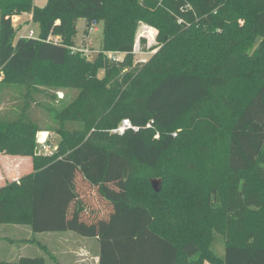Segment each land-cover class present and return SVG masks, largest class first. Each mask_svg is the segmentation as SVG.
I'll list each match as a JSON object with an SVG mask.
<instances>
[{"label":"trees","instance_id":"16d2710c","mask_svg":"<svg viewBox=\"0 0 264 264\" xmlns=\"http://www.w3.org/2000/svg\"><path fill=\"white\" fill-rule=\"evenodd\" d=\"M22 13L38 23L36 38L16 37L11 19ZM78 19L103 23L94 60L70 49ZM139 21L171 41L132 66ZM0 85L76 88L54 118L79 126L58 128V147L45 156L28 95L15 119L0 117V155L32 162L31 172L0 186V224L92 236L98 264H264V0H0ZM124 119L136 130L113 133ZM190 160L206 178L165 192L161 178L180 174L165 177L160 164L182 173ZM74 174L103 196L111 175L121 179L108 224L95 213L85 223L82 205L71 209ZM214 233L224 238L223 258L210 248ZM51 259L0 264H59Z\"/></svg>","mask_w":264,"mask_h":264},{"label":"rangeland","instance_id":"374dc122","mask_svg":"<svg viewBox=\"0 0 264 264\" xmlns=\"http://www.w3.org/2000/svg\"><path fill=\"white\" fill-rule=\"evenodd\" d=\"M151 10L154 11V9ZM23 14L25 13L20 15ZM20 15H12V23H14L13 28L15 31H17L16 35L20 33L25 36L30 30H32L35 34L34 38H36L39 33L38 23L33 22L32 19L28 18V16H23V18H20L19 21H16V16L18 18ZM181 23H183V20L178 21V24ZM233 24L243 27L245 25V19L243 17H236L233 21ZM159 34L160 31L155 26L144 21L138 22L134 30L132 66H139L141 63L149 61V59L154 54L158 53V51H160L171 41V39L167 37L163 41L159 40ZM50 39L54 40L52 37H50ZM102 39V22H92L88 24L84 19H78L75 21V31L70 38V49L72 52L80 51L84 55H87L89 60H94L102 47ZM260 41L261 39L259 38L254 42L253 46L249 49V56H251L258 48ZM109 54H111L113 57H118L114 60L116 63L123 59L121 54L116 55L114 52H110ZM109 54L108 58L110 59ZM204 65L207 67V62H205ZM129 68L131 67H127L125 71ZM98 75L99 77H102L103 71H99ZM231 75H233L232 69ZM77 92L78 90L76 88H50L39 86L36 88V90H32L28 93L24 86L0 85V117L15 119L21 109H23L25 104H27L25 97L28 95V97H26V99L29 98L27 116L31 122L36 124L39 129L38 133H40V136L36 138L37 152L40 155L46 156L49 154H47L44 146H50L53 151H55L58 147L60 141V137L56 133L58 128L73 130L79 127L76 123L63 124L54 118L55 111H59L71 103L72 100L77 96ZM41 136L43 138H40ZM3 156L4 158L7 157L6 154H3L0 155V158ZM24 158H29L32 166L31 158ZM7 159L9 158H6V160ZM4 161L5 160H0V185L6 180L5 177L7 166L2 164ZM193 162V160H190L188 162L189 166L182 173H180L178 170H171L168 168V163L160 164L158 171L160 174L163 173L165 177L166 172L172 173L173 171H177L178 175L180 174V178L179 176H170V179H164L163 177L161 178L164 181L165 192H168L170 195H172L177 191L175 188L180 183L182 186L183 183L187 182L188 184V181H192L194 178L198 180H203L206 178L208 173L206 169L199 167V165L197 167L193 166ZM2 171L5 172L2 174ZM1 174L4 176V179L1 178ZM72 178H74L76 183L78 199L77 201L71 203V209L76 210L82 205L86 209V212L83 214V217L81 214L85 210L80 213V218L85 223H88L87 219L92 218L94 215L93 213H95L96 217H99V221H102L103 224H108L109 220H111V218H113L115 215V207L113 205L112 198H116L122 193L121 179L117 175H111L104 186L105 195L103 196L99 193V189L97 187L89 186L81 179L78 174H74ZM63 233L55 232L39 234L33 233L28 225L0 224V261L13 262L18 260L21 256H25L44 257L48 263H51L53 262V259H51L53 256L52 253H54L55 250L60 249L61 251L58 252V256L53 257L55 261L58 263L60 262L61 264H71L72 262L69 256L71 255L70 251L81 247H87L88 249L91 248L85 243L81 244L82 240L80 238H78V242H76V236L71 238L70 236H63ZM66 233H69L67 235L71 234L70 232ZM76 235H78V237L81 236L79 234ZM81 237L94 238L92 236ZM90 243H94L96 246L95 239H91ZM210 248L216 257L223 258L224 238L220 234L214 233ZM64 252L68 254L64 255ZM77 256L79 259H81L79 254H77ZM87 264H89V262ZM203 264L210 263L204 261Z\"/></svg>","mask_w":264,"mask_h":264},{"label":"crops","instance_id":"0c3cea01","mask_svg":"<svg viewBox=\"0 0 264 264\" xmlns=\"http://www.w3.org/2000/svg\"><path fill=\"white\" fill-rule=\"evenodd\" d=\"M48 0H33V3L35 6L38 7H43ZM23 16H28L29 19H32L31 15L29 14H23L16 16V21H19L20 18H23ZM14 25V23H12V26ZM24 37L23 34L18 33L16 35V37ZM38 136H40V133L37 134L36 138H38ZM40 138H43L42 136ZM6 158H9L6 160ZM4 158V156L2 158H0V160H5L2 164H4V166L6 167V180L9 181H17L19 179V177H21L24 174H27L29 172H31V163H30V159L29 158H24V157H11L8 156ZM28 162V163H27ZM27 164V165H26ZM4 168V167H3ZM5 171H2V174ZM1 174V175H2ZM4 179V176L2 175V177ZM5 180V181H6ZM2 185V184H1ZM0 185V186H1ZM70 235H67L69 233H63V236H70L71 238H74L73 236H76V242H78V238H80L82 240L81 244H87L89 245L91 248L88 249L87 247H81L78 249H74L73 251H70L71 255L70 256V260H71V264H87L89 262V264H98L99 262V244L96 238H83V237H78V235L74 234L73 232H70ZM73 233V234H72ZM60 236V235H59ZM61 238V237H60ZM91 239H95L96 240V246L94 243H90ZM58 250V251H57ZM54 251V253H52V257H57L59 254L58 252L61 251L60 249H57ZM80 251V252H79ZM68 254V253H63ZM77 254H79V256L81 257V259L78 258ZM59 261V260H58ZM60 263V262H59ZM61 264V263H60Z\"/></svg>","mask_w":264,"mask_h":264},{"label":"built area","instance_id":"2783aa9c","mask_svg":"<svg viewBox=\"0 0 264 264\" xmlns=\"http://www.w3.org/2000/svg\"><path fill=\"white\" fill-rule=\"evenodd\" d=\"M12 20V19H11ZM27 38H34V36H35V34H34V32L32 31V30H30L26 35H25ZM24 36V37H25ZM22 37V36H21ZM50 39V38H49ZM117 55V54H116ZM87 56V55H86ZM109 57H110V59H112L113 61L115 60V58L117 59L118 57H113V56H111V54H109ZM149 126V125H148ZM128 129H133V130H136V128L135 127H133L132 125H131V123H130V121L128 120V119H124L122 122H121V124H120V126L119 127H117L116 129H114L112 132L113 133H117V134H119V135H122L126 130H128ZM45 147V149H46V152H47V154H50L53 150H52V148L50 147V146H44Z\"/></svg>","mask_w":264,"mask_h":264},{"label":"water","instance_id":"95a60500","mask_svg":"<svg viewBox=\"0 0 264 264\" xmlns=\"http://www.w3.org/2000/svg\"><path fill=\"white\" fill-rule=\"evenodd\" d=\"M151 187L155 192H159L161 189V181L159 179L151 180Z\"/></svg>","mask_w":264,"mask_h":264}]
</instances>
